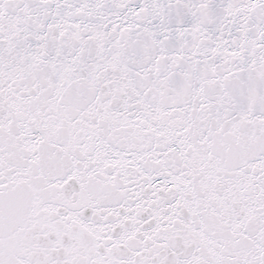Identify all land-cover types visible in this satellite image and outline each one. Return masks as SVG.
I'll return each mask as SVG.
<instances>
[{
    "label": "snow or ice",
    "instance_id": "6c2138e0",
    "mask_svg": "<svg viewBox=\"0 0 264 264\" xmlns=\"http://www.w3.org/2000/svg\"><path fill=\"white\" fill-rule=\"evenodd\" d=\"M0 264H264V0H0Z\"/></svg>",
    "mask_w": 264,
    "mask_h": 264
}]
</instances>
